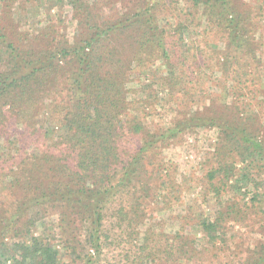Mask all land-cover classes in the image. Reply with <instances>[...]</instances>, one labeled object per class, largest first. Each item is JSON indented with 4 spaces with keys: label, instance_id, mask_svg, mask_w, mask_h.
<instances>
[{
    "label": "trees",
    "instance_id": "trees-1",
    "mask_svg": "<svg viewBox=\"0 0 264 264\" xmlns=\"http://www.w3.org/2000/svg\"><path fill=\"white\" fill-rule=\"evenodd\" d=\"M19 1L0 0V264H100L104 246L120 248L121 238L133 240L135 252L125 255L132 264H215L223 248L231 247L228 221L264 234L263 184L251 169L253 160L264 161L263 143L215 112L187 114L158 136L132 115L130 72H144L158 58L168 66L171 56L178 57L167 47L162 13L148 6L153 0H131L128 6L123 1L125 11L107 18L83 0ZM191 1L203 7L207 22L224 31L227 43L211 57L213 67L207 59L189 60L193 45L185 64L199 75L204 67H219L246 89L251 74L264 66V38L257 37L264 14L255 19L235 0ZM50 2L61 8L69 2L74 9L77 26L71 42L61 36L62 21L52 14L40 30H22L26 6L35 5L39 16ZM187 28L179 22L170 36H183ZM233 108L238 109L235 102ZM202 127L221 131L218 166L206 172L217 210L198 220L199 239L180 232L171 238L158 233L154 239L149 228L140 240V225L154 215L135 189L143 174L150 173V179L154 174L146 161L153 157L150 163H158L153 153L159 142ZM237 154L244 165L240 170L233 159ZM231 181L234 189L254 184L251 205L227 200ZM157 182H162L157 190L168 191L164 179ZM157 196L156 191L152 198ZM6 197L10 201L4 205ZM50 208L60 217L63 250L34 236ZM106 212L111 213V230L106 229ZM242 264H264V239L247 250Z\"/></svg>",
    "mask_w": 264,
    "mask_h": 264
},
{
    "label": "rangeland",
    "instance_id": "rangeland-1",
    "mask_svg": "<svg viewBox=\"0 0 264 264\" xmlns=\"http://www.w3.org/2000/svg\"><path fill=\"white\" fill-rule=\"evenodd\" d=\"M83 1L89 3L91 9L94 8V12L101 13L103 18H107L109 14L117 16L119 12L125 11L123 1L127 2V6L131 5V0ZM235 1L243 10H251L255 19L261 16L258 17L257 14H264V0ZM19 2L15 5H18ZM51 3H48L47 7L41 8L39 16L35 15L36 7L32 3L26 6L25 13L21 10L22 30H30V32L40 30L46 24L44 19L48 14H52L54 19L62 21L59 29L61 36L62 34L67 35L71 42L77 26L74 9L69 2L62 8ZM148 6L154 8L157 14L162 13L159 23L166 30L167 47L175 50L178 57L169 55L171 58L168 66L158 58L149 63L144 72L140 70V72H130L132 82L128 86L130 89L128 96L132 101V115L140 117L145 131L158 136L174 127V123L185 118L187 114H206L209 111L208 113L215 112L230 120L240 131L245 130L264 144V66L259 68L258 73L251 74L250 79L253 80V85L249 83L246 89H240L233 79L234 75L225 74L219 67L212 68L214 61H211V57L216 56L219 50L224 49L227 42L223 38L224 31L206 21L203 7L196 8L191 0H153ZM179 22L184 23L188 30L184 31L183 36L173 34L170 36ZM260 22L257 37L264 38V16ZM190 51L193 57L189 60L195 59L197 62L204 63L207 59L212 66L211 69L204 67L202 75H199L198 71L192 73L190 64H185L189 60L184 59L186 53ZM258 89L259 92H257ZM234 102L238 109L233 108ZM220 132L216 127H202L167 139L166 144L159 142L160 149L153 153L155 161L157 160L158 163H150L153 157L146 161V167L154 170L153 176L150 179V173L143 174L142 183L137 182L135 187L137 196L145 197L144 202L148 206L147 213L154 214L151 219L148 217L145 220L146 224L140 225V240L149 228L156 234L154 239L155 237L159 238L158 233H163L171 238L176 236L177 232L190 238H201L198 220L201 216L212 215L218 207V202L212 193L207 191L206 172L211 167L218 166L216 152L220 144ZM26 151L27 154L32 153L33 147ZM233 159H236V162L240 164L238 154ZM260 166H264V161L257 159L252 161V173L259 183L262 182L261 188L264 191V167L261 169ZM242 167L244 165L240 164L237 169L240 170ZM163 179L168 191L157 190L162 183L157 181ZM234 183L233 181L229 182V186L226 188L227 200L236 201L240 205L245 203L251 205V197L255 194L254 184L234 189ZM156 191L158 196L153 199ZM164 196L172 201L167 200L166 203H163ZM121 197L122 195H119L117 202ZM126 199L123 198L124 202ZM1 200L4 201V205H7L10 198L6 197L5 200ZM116 205L118 206V203ZM262 206L264 207V205ZM50 210L45 215L44 212L42 213L43 217L40 218L41 220L38 221V225L34 229V236H44L60 250H63L59 227L60 217L55 209L50 208ZM37 212L39 210L35 213ZM105 219L106 229L111 230L110 212H106ZM227 226V239L230 240L228 247H231L223 248L218 255L219 259L215 260L217 261L215 264H242L247 256V250L254 248L258 241L264 239V234H253L234 221H228ZM114 232L109 231V235L116 238L117 234L114 236ZM132 241V239L121 238L120 248L112 245L104 246L100 264H132L131 260L125 259L128 250L132 253L135 252L134 249H130ZM134 248L136 249V247Z\"/></svg>",
    "mask_w": 264,
    "mask_h": 264
}]
</instances>
